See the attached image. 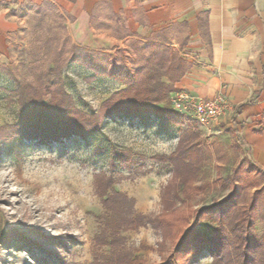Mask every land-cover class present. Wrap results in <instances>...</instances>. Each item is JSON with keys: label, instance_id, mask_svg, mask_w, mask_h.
<instances>
[{"label": "rangeland", "instance_id": "rangeland-1", "mask_svg": "<svg viewBox=\"0 0 264 264\" xmlns=\"http://www.w3.org/2000/svg\"><path fill=\"white\" fill-rule=\"evenodd\" d=\"M74 45L68 19L57 5L44 14L33 7L13 40L10 61H0V264H93L118 252L126 253L132 264H163L183 234L179 232L191 229L200 209L225 199L235 186L243 187L250 201L257 174L249 171L241 145L214 130L217 122L200 125L191 112L175 110L177 84L158 104L168 107L170 116L114 114L100 130L60 139L15 134L19 79L37 81V73L62 65L66 90L75 106L87 112L99 110L125 87L112 75H97L70 60ZM51 99L50 94L44 97ZM189 132H195L189 143L201 154L193 165L177 168L170 159H161L174 153ZM240 164L243 168L235 173ZM261 186L254 230L264 237ZM117 193L125 197L120 212L107 201ZM138 214L145 216L143 224H118ZM162 216L172 221L168 235L149 219ZM214 227L205 217L194 231ZM213 261L210 250L190 261L183 255L173 258L174 264Z\"/></svg>", "mask_w": 264, "mask_h": 264}, {"label": "crops", "instance_id": "crops-1", "mask_svg": "<svg viewBox=\"0 0 264 264\" xmlns=\"http://www.w3.org/2000/svg\"><path fill=\"white\" fill-rule=\"evenodd\" d=\"M45 1L78 46L112 54L139 39L178 51L190 66L176 84L204 98L224 88L230 108L214 130L264 170V0H0L1 62L28 9Z\"/></svg>", "mask_w": 264, "mask_h": 264}, {"label": "trees", "instance_id": "trees-1", "mask_svg": "<svg viewBox=\"0 0 264 264\" xmlns=\"http://www.w3.org/2000/svg\"><path fill=\"white\" fill-rule=\"evenodd\" d=\"M52 5L51 2L45 1L37 5L36 9L44 14L45 9ZM70 60L87 65L97 75H112L125 87L107 98L99 110L87 112L75 106L71 94L66 90L62 65L59 69L51 67L37 73V81L24 82L19 79L17 93L20 119L12 126L15 134H23L26 138L60 139L72 135L84 136L88 132L100 130L104 119L114 114L154 112L161 116H170L171 110L158 104L164 102L175 90L176 83L187 73L190 66V63L170 46L139 39L131 41L127 50L121 49L117 55L112 56L74 45ZM48 94L52 99L46 102L44 97ZM194 133L182 135L178 149L161 159H170L177 168L193 165L201 155L195 144L189 143L196 136ZM248 167L250 172L257 174L259 182L250 201H246L247 197L242 194L243 187L235 186L225 199L200 209L190 225L191 229L186 233L183 230L179 232L183 234L163 264H174L173 258L178 255H183L190 261L204 250L213 253V264H264V237L258 236L254 230L260 205L259 194L263 187L261 184L264 185V181L261 182L264 180V170L252 163ZM242 168L243 164L238 165L235 173ZM110 199L118 212L123 210L124 196L117 193L107 201ZM205 217L213 222L215 227L210 231H194ZM144 218L142 214H138L136 219L127 215L118 224H143ZM149 219L153 226L162 229L165 235L170 233L172 221L169 218L162 216ZM104 238L101 239L102 242H106ZM174 239H177L176 236ZM116 241L114 237L110 242L113 244ZM93 264H132V259L126 253L118 252L114 256L105 257L103 261L95 260Z\"/></svg>", "mask_w": 264, "mask_h": 264}, {"label": "built area", "instance_id": "built-area-1", "mask_svg": "<svg viewBox=\"0 0 264 264\" xmlns=\"http://www.w3.org/2000/svg\"><path fill=\"white\" fill-rule=\"evenodd\" d=\"M172 101L176 111L191 112L196 122L205 126L218 122L230 108L224 88L214 97L204 98L180 87L173 93Z\"/></svg>", "mask_w": 264, "mask_h": 264}]
</instances>
